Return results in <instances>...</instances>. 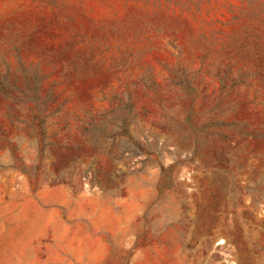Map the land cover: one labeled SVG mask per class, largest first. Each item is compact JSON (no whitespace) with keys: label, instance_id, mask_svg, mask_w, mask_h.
Wrapping results in <instances>:
<instances>
[{"label":"rangeland","instance_id":"374dc122","mask_svg":"<svg viewBox=\"0 0 264 264\" xmlns=\"http://www.w3.org/2000/svg\"><path fill=\"white\" fill-rule=\"evenodd\" d=\"M0 264H264V0H0Z\"/></svg>","mask_w":264,"mask_h":264},{"label":"trees","instance_id":"16d2710c","mask_svg":"<svg viewBox=\"0 0 264 264\" xmlns=\"http://www.w3.org/2000/svg\"><path fill=\"white\" fill-rule=\"evenodd\" d=\"M3 90H5V89H3ZM39 104L43 105V102H41ZM130 107H131V104L130 103L127 104V105H125V108L128 110L127 115H125V117L121 120L120 124H118V125L113 124L115 130H112L109 133H106V131H105L106 130V126H107V125H105V123H93V124L90 125V127H88L87 129H85L86 132H89L90 133L91 143L93 145H96L98 143V140L100 138H102L103 140H110L109 144L107 145V148H110L114 144L116 137H118L119 135L126 136L127 137V140L129 141L130 140V137L127 134V128H128V126L130 124V119L128 117L129 116V112H130ZM40 108L41 107H38V103H37L36 109L38 111H40ZM8 116H9V118L11 119V121L13 123H16V124H25L24 121L18 119L14 115H11V114L8 113ZM183 124L188 128V132L191 135H193V141H192V143H193L194 147H193V150H192V154L194 155V153H196V151L198 150L197 147H196V145L200 141V140H198L197 137L198 136H202L203 137V136H205L207 134H210L209 130H210V128H211V126L213 124L212 123H204V124H202L200 126H195L192 123V117L191 116H187L184 119ZM41 131H42L43 136H45L44 135V129H42ZM36 144H37V151H38L39 155L41 156L42 155V152H43V146H41L38 142ZM123 151L124 150H120V155L118 157H115V160H117V159L120 158V156L123 153ZM58 160H59V163L61 165V170H64L66 168L67 162L69 160H72V162H74V161H76V158L62 156V157H59ZM213 162H214V164H217L219 162H225L224 161V154H218L213 159ZM213 170L214 171L221 172L229 183L232 182V179L228 175L229 173L226 170H224V169H222V170L221 169H218V168H216V166H214ZM226 191H227V194L230 195V189L227 188Z\"/></svg>","mask_w":264,"mask_h":264}]
</instances>
